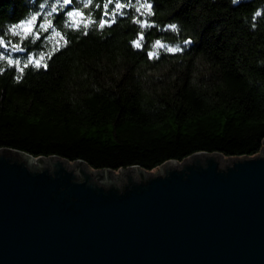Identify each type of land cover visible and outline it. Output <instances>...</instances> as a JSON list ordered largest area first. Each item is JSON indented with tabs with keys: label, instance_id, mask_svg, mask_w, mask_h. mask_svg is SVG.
Segmentation results:
<instances>
[{
	"label": "trees",
	"instance_id": "obj_1",
	"mask_svg": "<svg viewBox=\"0 0 264 264\" xmlns=\"http://www.w3.org/2000/svg\"><path fill=\"white\" fill-rule=\"evenodd\" d=\"M263 138L264 0H0V148L150 171Z\"/></svg>",
	"mask_w": 264,
	"mask_h": 264
},
{
	"label": "water",
	"instance_id": "obj_2",
	"mask_svg": "<svg viewBox=\"0 0 264 264\" xmlns=\"http://www.w3.org/2000/svg\"><path fill=\"white\" fill-rule=\"evenodd\" d=\"M260 151L115 171L1 147L0 264H264Z\"/></svg>",
	"mask_w": 264,
	"mask_h": 264
},
{
	"label": "snow or ice",
	"instance_id": "obj_3",
	"mask_svg": "<svg viewBox=\"0 0 264 264\" xmlns=\"http://www.w3.org/2000/svg\"><path fill=\"white\" fill-rule=\"evenodd\" d=\"M65 3H66V4L69 3V0H65ZM109 3H112V0H109ZM104 7L107 8L108 5L106 4V5H104ZM114 8H115L116 10H120V9H121V4H119V3H115V4H114ZM148 9H149V10L151 9V5L148 6ZM68 15H69V16L80 15L81 17H83V13H82V12H81V13H77V14H73V13L69 12ZM104 15H109V13H108V12H105ZM112 15L115 16V15H116V11H113V12H112ZM34 19H35V17H33V20H34ZM74 23H75V26L79 27V23H78V22H74ZM88 23H89V21H85V22H84L85 27L87 26ZM105 23H107V21H101L100 26L103 27ZM141 25H142V27H145V26H147V22H146V21H143V22H141ZM41 27H43V25H41ZM173 27H174V26H173ZM29 31H31V29H29ZM36 35H37V38H39V33H38V32L36 33ZM143 35H144L143 33H140V40L143 39ZM140 40H138V41L135 42V46H137V47H140V46H141V44H140ZM65 42H66V41H65ZM157 44H159V41L157 42ZM57 45H59V41H57ZM21 50H23V49H21ZM57 50H58V49H57ZM169 50H170V51H177V50H179V49H169ZM149 55H150V57H151V56L154 55V53H149ZM43 59H44L43 55H41L39 59H36V60H34V61H33V59L30 57L28 62H29V63H33V62H34L35 65H36L37 67H40V66H41V61H42ZM9 63H11V61H9ZM17 63H19V61H17ZM43 66H44V67H47L48 65H47V64H44ZM24 67H28V64H25Z\"/></svg>",
	"mask_w": 264,
	"mask_h": 264
},
{
	"label": "bare ground",
	"instance_id": "obj_4",
	"mask_svg": "<svg viewBox=\"0 0 264 264\" xmlns=\"http://www.w3.org/2000/svg\"><path fill=\"white\" fill-rule=\"evenodd\" d=\"M222 158H224V157H222ZM32 163H33V164H36V160L34 159V160L32 161Z\"/></svg>",
	"mask_w": 264,
	"mask_h": 264
},
{
	"label": "rangeland",
	"instance_id": "obj_5",
	"mask_svg": "<svg viewBox=\"0 0 264 264\" xmlns=\"http://www.w3.org/2000/svg\"><path fill=\"white\" fill-rule=\"evenodd\" d=\"M261 151H259L258 153H260ZM117 171V170H116Z\"/></svg>",
	"mask_w": 264,
	"mask_h": 264
}]
</instances>
